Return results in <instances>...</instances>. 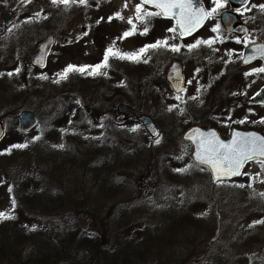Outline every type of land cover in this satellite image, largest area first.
Segmentation results:
<instances>
[{"label": "rangeland", "instance_id": "1", "mask_svg": "<svg viewBox=\"0 0 264 264\" xmlns=\"http://www.w3.org/2000/svg\"><path fill=\"white\" fill-rule=\"evenodd\" d=\"M261 4L264 0H256L242 14L250 31L247 43L264 36V10L253 7ZM136 5L135 0H75L67 6L52 0H0V119L5 129L0 264H105L110 257L112 264H123L125 256L139 264H264V223H256L264 221L261 163H249L237 180L212 182L192 165L181 139L191 123L203 118L225 133L228 124L246 117L241 104L249 110L250 123L264 117L250 99L264 86V72L252 71L262 66L257 61L240 65L236 44L215 28V12L183 44L157 16L139 19ZM6 10L14 15L9 27L1 18ZM144 10L153 11L143 6L139 15ZM145 27L147 33L141 34ZM125 32L131 34L124 37ZM48 35L55 41L40 70L29 55ZM138 39L142 48L166 40L180 51L161 46L148 48L136 60L121 59L119 54L139 52ZM197 40L210 43L189 51L187 45ZM109 48L107 66L92 75L87 68L60 79L68 65L102 64ZM171 59L181 61L185 71L178 95L164 79ZM122 104L151 117L158 134L150 136L138 121L124 120L117 110ZM20 111L37 117L27 133L18 127ZM168 158L190 161L181 180L163 167ZM202 205L208 212L201 218L191 210H203ZM124 231L126 238H119ZM138 234L141 243L135 240ZM88 235L95 242L81 243Z\"/></svg>", "mask_w": 264, "mask_h": 264}, {"label": "snow or ice", "instance_id": "2", "mask_svg": "<svg viewBox=\"0 0 264 264\" xmlns=\"http://www.w3.org/2000/svg\"><path fill=\"white\" fill-rule=\"evenodd\" d=\"M57 2L67 6L70 2H75V0H52L53 4H56ZM86 2L87 0H80V3L82 4ZM213 3L217 7L220 6V0H213ZM145 4L153 5L158 11L153 12L144 10L143 15H139ZM253 7H259L261 10H264V4L253 5ZM135 11L138 14V18L141 20L145 19V17L166 15L171 11L173 17L177 20V24L180 26L181 35H184L185 33H191V31H193L205 17L212 15L215 8L209 11H205L203 8L196 9L192 4V0H141V3L136 5ZM37 15H39V13H37ZM117 16H119L118 13ZM109 19H111V17ZM129 23H131V20H129ZM147 31L148 28L145 27L141 34L147 33ZM169 31L175 32L176 29L172 28L169 29ZM213 31H216V29L213 28ZM130 34V32H125L123 36L127 37ZM244 42L246 43V41ZM201 43L210 42L197 40L194 44L187 45V48L191 51L192 49L197 48ZM161 46L170 47L171 50L176 52L180 51L179 45L173 44L169 46L165 40L156 41L154 44L146 45L144 48L139 49L138 53H124L119 55L121 59L127 58L130 60H136L139 58V54L144 53L148 48H157ZM256 51L259 52L261 58H264V45L257 46ZM109 53H112L111 48L106 50L102 64H97L95 66L68 65L64 71L58 75L60 76V79H66L69 72L75 71L83 74L87 68H92V71L87 73L88 75H92L97 69H100L102 66H107ZM247 62L248 60H245V63ZM15 71L18 73L20 69L17 68ZM252 71L264 72V67L253 69ZM250 74L251 73H246L245 75ZM0 75L3 74L0 73ZM8 75H12V73H8ZM42 78L46 79L47 77ZM56 82L58 83L59 80ZM189 83H191V81H189ZM177 99H179V97H177ZM192 99H195V97H192ZM76 103L79 104L80 101L77 100ZM172 107L173 106H170L168 110L171 111ZM181 112H183V109H181ZM240 122L243 123V121ZM261 122H264V119H262ZM136 127L139 126L137 125ZM132 130L135 131V128ZM36 139H38V137H36ZM156 143H160V140L157 139ZM13 147L22 148L26 147V145H14ZM60 147H63V145H60ZM257 156L264 157V137L258 136L255 133L236 132L233 134L231 141L225 142L213 132L207 136L202 135L200 140L197 142L196 159L201 163L211 165L213 172L217 175V178L221 175L233 176L241 174V169L244 167L245 163L252 161ZM261 167L264 168V161H261ZM177 171H186V169H177ZM240 187H244V185H240ZM2 216H4V214L0 213V217ZM256 223H264V221H257Z\"/></svg>", "mask_w": 264, "mask_h": 264}, {"label": "water", "instance_id": "3", "mask_svg": "<svg viewBox=\"0 0 264 264\" xmlns=\"http://www.w3.org/2000/svg\"><path fill=\"white\" fill-rule=\"evenodd\" d=\"M245 1L246 0H241V1L237 2L234 0H229V2L231 3L232 6L236 3H240V5L238 4V5H235L234 7L241 6L242 4L245 3ZM192 4H193L194 8H196V9H200V8L204 9L200 0H192ZM146 5H148V4H146ZM148 6L154 8L153 5H148ZM172 11H175V10H172ZM160 16L162 18H167V19L173 20L175 27L177 28V30L181 34L180 26L177 24V20H176V18L173 17L171 11L168 12L166 15H160ZM2 18L4 20V25L8 26L13 21L14 16L10 11H3L2 12ZM206 18L207 17H205L194 28V30L191 31V33L196 31L197 29H199L201 27V25L204 23V21L206 20ZM220 22L226 31L233 33L239 37L244 35L247 31L246 27L239 21L237 16L232 12H229V13L223 12L220 16ZM188 34H190V33H185L184 35H188ZM53 40H54L53 36H51V35L47 36L38 45L36 51L33 52L29 56L31 63L34 66L38 67L39 69H42L45 66L46 56L48 54V50H49L50 46L53 43ZM256 48H257V46L253 45V46H249L245 49V52H244V55L242 58V64H247V63H249L255 59H260L264 63V58H261L259 52L256 51ZM245 60H248V62L245 63ZM165 79L168 81V83L170 84V86L172 87V89L175 93H178L181 91L182 86H183V74H182L181 64L178 61L171 62V64L168 67L167 73L165 75ZM254 101L264 104V88L258 93L257 96L254 97ZM118 111L125 115L126 120L138 119L142 123V125L144 126L145 130L147 131V133L149 135L155 136L157 134V129H156L155 125L153 124L152 120L150 119V117H148L146 115H142V116L137 117L134 114L133 110L129 106H126V105H119ZM36 123H37L36 116L29 111H23L18 115V125L22 131L26 132V131L31 130L33 127H35ZM213 132L219 137V135L217 134V132L215 130L204 129L201 127H191L183 133L182 140H187L192 145L191 154H190L191 159L197 164L207 166L211 171L212 178L217 179V175H216V173H214L212 171L211 165L206 164V163H201L196 159L197 142L200 140L202 135L207 136L208 134L213 133ZM236 132H239V133H255L258 136L264 137L259 132H256L253 130L243 131V130L232 129L230 132L229 138L225 142L231 141V139L233 138V134ZM3 136H4V128H3L2 122L0 121V140L3 138ZM255 159H259L261 161H264V157H261V156H257L253 160H255ZM219 177H221V176H219ZM263 189H264V186H263ZM262 252L264 254V248L262 249Z\"/></svg>", "mask_w": 264, "mask_h": 264}, {"label": "flooded vegetation", "instance_id": "4", "mask_svg": "<svg viewBox=\"0 0 264 264\" xmlns=\"http://www.w3.org/2000/svg\"><path fill=\"white\" fill-rule=\"evenodd\" d=\"M138 4H140L141 2L140 1H138V0H135ZM234 1H237V2H239V1H241V0H234ZM200 2L202 3V5H203V7L206 9V11H209V10H211V5H214V3H213V0H200ZM254 2H256V0H246L245 1V3L244 4H242L241 6H238V7H234L235 5H240V3H236V4H234L233 6L231 5V3H229V1L228 0H220V4H224V7H222L221 9L220 8H217V9H215V13H214V19L216 20V29H217V31H220V33H222L223 35H225V36H229L232 40V42H234L235 44H236V46H234L236 49H237V52H236V59L237 60H239V63H240V61H241V57H242V54H243V52H244V50L248 47V46H252V45H262V44H264V36H263V38H261V39H259V40H251L249 43H245L244 41L246 40V37H247V35L249 34V26H248V24L245 22L246 21V19H243V17H242V14L244 13V11L245 10H247V8L249 7V5H251V4H253ZM223 12H226V13H229V12H232V13H234L236 16H237V18L240 20V22H242L246 27H247V32L244 34V35H242V36H237V35H235V34H232V33H228V32H226L223 28H222V25H221V23H220V16H221V14L223 13ZM212 13V14H213ZM158 18H159V16H157ZM212 18V15H210V16H208V19H207V21H206V23L202 26V28H200L199 30H197V31H194V32H192V33H190V34H188V35H181L180 33H179V31H175L174 33H175V37H176V40L177 41H179L180 43H182L183 42V44L184 43H186V42H188V41H190V40H192L198 33H200L202 30H203V27L207 24V23H209L210 22V19ZM168 22H170L171 24H169L170 26H173V24H172V22L170 21V20H168ZM174 27V26H173ZM172 27V28H173ZM138 41H140V42H136V44H139V47L138 48H142V41L140 40V39H138ZM238 41H241V42H238ZM155 43V40H154V42H152L151 44H154ZM181 47L183 48L184 47V45L182 46V44H181ZM234 47H227V49L229 48V49H233ZM186 49V48H185ZM187 50V49H186ZM237 53H238V55H237ZM173 60H177V59H171V61H170V63L173 61ZM179 61V60H178ZM257 61V63H260L261 64V62L260 61H258V60H255L254 62H256ZM180 63H181V61H179ZM254 62H252L251 64H253ZM169 63V64H170ZM181 65H182V63H181ZM241 65V64H240ZM250 65V64H249ZM248 66V65H247ZM261 66H262V64H261ZM263 67V66H262ZM167 70H168V66H167V68H166V72H165V74L167 73ZM182 71H183V74H184V76H185V71L183 70V65H182ZM165 74H164V76H165ZM184 80H185V77H184ZM252 101V100H251ZM256 108H258V109H262V110H264V105H254ZM241 108H244V110H243V113H245L244 115H246V116H249L248 115V113H249V110L248 109H246V106H243L242 104H241ZM234 113H235V115H237V111H233ZM234 113H233V115H234ZM205 124V125H204ZM191 126H201L202 128H214L218 133H219V135L223 138V139H226L227 137H228V135H229V131H230V129L229 128H227L226 129V132L225 133H222V132H220L218 129H217V124L215 123V121L213 122V121H210V120H208V119H206V118H203L202 119V121L200 122V124H197V123H191L187 128H190ZM186 128V129H187ZM187 145H188V147H189V149H191V147H190V144H189V142H185Z\"/></svg>", "mask_w": 264, "mask_h": 264}, {"label": "trees", "instance_id": "5", "mask_svg": "<svg viewBox=\"0 0 264 264\" xmlns=\"http://www.w3.org/2000/svg\"><path fill=\"white\" fill-rule=\"evenodd\" d=\"M67 117H68V115H67ZM247 125H244V126H242V127H247V128H257L259 131H262L263 133H264V122H261L260 120H252V123H251V125H249L248 126V123H246ZM72 134V137L73 138H75V134L74 133H71ZM63 149H64V151L63 152H67L66 150L68 149V146L65 144L64 145V147H63ZM57 150H55L54 152H56ZM57 154H58V152H56ZM67 156L65 155V158H66ZM62 158V160L64 159V157L62 156L61 157ZM178 161H176L175 159H170V158H168L167 160H165V161H163V167H165V166H167V167H169L170 168V171L172 172V175H173V177H175L176 179H178V180H181V178L180 177H182L181 175H180V172L181 171H177V169H184V166L186 165V164H189L190 165V161L189 160H186V162H182V164L180 163H177ZM167 169V168H166ZM170 176H168L167 178H169ZM172 177V176H171ZM170 177V178H171ZM39 189V188H38ZM48 196V195H47ZM49 197V196H48ZM202 208H203V210H201L200 209V206H198V208H196V209H192L191 210V212L193 213V214H195V215H199V216H201V218H202V214H204V212H208V209H206V207L204 206V205H202L201 206ZM200 209V210H199ZM193 214H191V215H193ZM204 216V215H203ZM136 228H138V227H136ZM75 229V228H74ZM132 230L133 229H135V227L133 226L132 228H131ZM138 230V229H137ZM57 231L59 232V230L57 229ZM139 231V230H138ZM73 233H74V231H73ZM90 234H92V233H90ZM70 236H72V234H69ZM86 235V234H85ZM62 236V233L60 234V236H59V238ZM119 238H123V239H125L126 238V236H127V234L125 233V231L124 232H119L118 233V235H117ZM58 238V239H59ZM142 238V236H140L139 234H138V236H137V238L135 239V240H138L139 239V242L138 243H141L140 241L142 240L141 239ZM64 240H66V236H64V238H62V239H60V242H64ZM95 236L94 235H91V236H85V237H82V240H81V243H83V244H87V243H89V245L91 244V243H94L95 242ZM125 241V240H124ZM123 241V242H124ZM59 242V241H58ZM59 242V243H60ZM122 242V243H123ZM119 243V242H118ZM125 243H123V244H120V245H124ZM101 247V249L104 247V245L102 246H100ZM132 256H134L136 259H137V257L138 256H135V254L134 255H132ZM128 257V256H127ZM129 258H127L126 259V256L122 259V263L123 264H139L138 262H136L135 260H133V261H131V260H128ZM109 260V259H108ZM189 262V261H188ZM113 263V260H112V257H110V260H109V262H107V261H105V264H112Z\"/></svg>", "mask_w": 264, "mask_h": 264}]
</instances>
